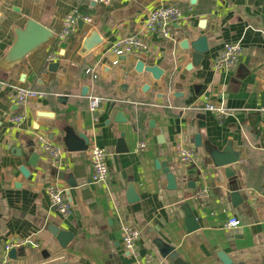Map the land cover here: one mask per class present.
<instances>
[{
    "label": "crops",
    "instance_id": "obj_1",
    "mask_svg": "<svg viewBox=\"0 0 264 264\" xmlns=\"http://www.w3.org/2000/svg\"><path fill=\"white\" fill-rule=\"evenodd\" d=\"M162 3L184 14L173 26V40L145 31L149 14ZM73 11L92 22H83L82 28L78 24L70 37L60 40L64 20ZM29 19L50 29L54 38L11 70L0 67V262L145 264L152 256L171 264L154 245L160 238L187 264H223L219 253L233 264H264V115L259 112L264 108V0H0V61ZM92 30L103 43L83 56L82 44ZM133 35L142 36L148 50L117 58L110 47ZM201 36L207 37L209 52L200 68L187 71L192 58L181 45ZM229 43L241 44L240 63L231 72L215 71V57ZM139 60L160 67L164 76L155 80L146 72L137 73ZM51 64L58 68L50 71ZM145 85L150 87L147 92ZM18 87L49 96L19 109L9 100V92ZM179 93L183 96L175 97ZM59 97L67 101L60 103ZM93 97L102 99L95 113L89 110ZM204 100L235 113L220 120L198 109ZM119 112L126 123L115 122ZM19 113L25 121L17 127L10 119ZM68 129L86 135V152L68 151ZM121 135L129 153L116 152ZM197 135L201 147L196 146ZM39 138L61 149L59 162L44 153ZM229 142L241 153V161L230 168L231 178L209 164L204 148L209 143L223 150ZM32 143L37 146L29 149ZM142 143L146 149L138 155ZM95 146L108 155L106 184L92 180L90 152ZM183 146L196 151L188 167L178 156ZM16 148L22 149V157L13 152ZM32 152L40 156L36 167L28 164ZM157 161L166 163L176 177V190H168ZM22 166L30 177L22 175ZM59 173L71 175L77 186L71 188ZM52 185L66 189L72 207L67 218L51 205L47 189ZM129 185L140 198L133 204L128 202ZM204 189L210 196L197 199ZM235 192L242 198L237 206L231 197ZM186 206L200 226L192 233L187 232ZM233 217L240 225L230 229L227 223ZM122 225L142 233L138 259L124 247ZM52 229L72 233L74 239L62 248ZM32 236L37 246H12ZM13 249L15 259L9 257Z\"/></svg>",
    "mask_w": 264,
    "mask_h": 264
},
{
    "label": "built area",
    "instance_id": "obj_2",
    "mask_svg": "<svg viewBox=\"0 0 264 264\" xmlns=\"http://www.w3.org/2000/svg\"><path fill=\"white\" fill-rule=\"evenodd\" d=\"M94 3L108 4L109 0H91ZM184 19L183 11L167 3L158 5L148 16L145 23V31L148 34L157 36L164 40H173V26ZM80 22L91 23L92 19L86 15H83L79 11H73L67 15L64 20L63 30L59 34L60 40H65L70 37L76 30L77 25ZM111 52L116 55L117 58L127 56L133 53L144 52L148 50V44L144 38L140 35H133L124 39L119 40L111 47ZM243 54V48L240 43H229L225 44L224 47L218 52L212 67L215 71L231 72L234 71ZM118 64V61L115 62ZM49 95L46 92L38 91L28 87L13 88L9 92V100L17 106L19 109L25 108L28 103L32 100H43L47 99ZM100 98L93 97L89 102V110L91 113H95L99 109L101 103ZM205 103L199 107V110L211 113L213 116L220 120H224L230 116H233L235 110H231L225 107H218L216 105ZM259 112L264 115V108H260ZM25 121L23 113H19L11 117L10 122L15 126H20ZM39 143L42 146L44 153L49 156L55 162L60 161L61 149L44 143L43 138H39ZM146 149V144L142 143L136 149V154H142ZM196 151L192 147H180L178 150V156L180 164L183 167H188L194 162ZM107 152L100 147H93L90 152V161L93 168L92 180L98 184H106L109 181L110 169L108 165ZM47 196L51 202V205L56 208L63 217H68L72 214V207L66 199V189L59 186H49L47 189ZM210 196L207 189L200 190L196 198L207 199ZM240 225V220L233 217L230 218L227 227L236 228ZM121 236L126 251L132 253L135 258H139L137 249L139 243L142 240V233L129 225H122ZM28 245H36L33 236L29 239L19 241L14 248H22ZM7 247L9 251L12 247ZM37 246V245H36ZM0 264H9L8 260L0 262ZM145 264H164L162 262L155 261L152 256L146 259Z\"/></svg>",
    "mask_w": 264,
    "mask_h": 264
},
{
    "label": "water",
    "instance_id": "obj_3",
    "mask_svg": "<svg viewBox=\"0 0 264 264\" xmlns=\"http://www.w3.org/2000/svg\"><path fill=\"white\" fill-rule=\"evenodd\" d=\"M254 0H249L250 4ZM201 29H204L206 26V22L202 21L199 24ZM79 27H83V22L79 23ZM54 38V33L41 25L40 23L29 19L27 24L23 29H19L16 31V42L8 51V53L4 56V58L0 61V67L6 70H11L15 65L25 61L28 56L40 50L43 46H45L51 39ZM103 43L102 37L96 30H92L84 40L81 49V55L86 56L91 53L95 48L100 46ZM181 47L188 51V55L191 56L192 61L188 66L187 71H192L193 69H198L201 67L202 61L205 58L206 54L209 52V42L207 37L201 36L194 41L184 40ZM58 68V64L49 65L50 71H53ZM135 70L137 73L146 72L152 75L153 79L160 80L165 71L156 65H146L143 61H137L135 65ZM150 89L148 85L143 87V91L147 92ZM87 89H84V94H86ZM198 94V91L196 92ZM183 94H175V97H182ZM60 103H65L67 101L66 97H59ZM115 105L112 104L110 108V113L113 112ZM42 117H50L52 115L48 113H41ZM117 124L126 123L127 119L124 117L123 112H119L115 119ZM154 121L150 122V126L154 127ZM65 146L70 152H86L89 149L90 141L86 137V135L82 133H76L72 129H68L65 135ZM39 144V143H38ZM37 143H32L28 145L29 149L36 148ZM196 146H202L201 136H196ZM205 151L209 156V164L213 165L217 169H224L227 176L229 178L234 176V173L231 171V167L233 165L238 164L241 161V153L237 152L232 144L229 142L227 146L223 150H219L215 148L213 145L206 143ZM13 152H16L18 156L22 157V149L16 148L13 149ZM116 152L118 154L129 153V149L126 146L124 136L121 135V138L117 142ZM30 157L28 158V164L32 167H36L39 161V154L36 152L29 153ZM157 169H162L163 173L166 175L168 190H176L177 189V180L176 177L171 173L168 165L166 163H161L160 161L156 162ZM20 172L24 177H30V171L25 166L20 167ZM195 174V171L191 172ZM59 178L62 180H66L71 188H75L77 186L76 181L71 175H66L64 173L58 174ZM194 186V185H193ZM128 202L133 204L140 200L133 185H129L128 187ZM233 199L234 205H239L242 203V198H240V194L235 192L231 195ZM185 216H186V227L187 232L192 233L200 228L196 218L193 216L192 211L189 207H185ZM52 233L56 237L59 245L62 248H66L74 239V235L72 233L66 231H60L58 229H52ZM154 245L157 247L160 256L168 260L171 264H187L177 253L174 247L166 243L160 238H157L154 241ZM23 252L24 249H21ZM17 256V250L13 249L9 253V257L11 259H15ZM219 258L223 262V264H233V261L225 254L219 253ZM66 264V263H60Z\"/></svg>",
    "mask_w": 264,
    "mask_h": 264
}]
</instances>
